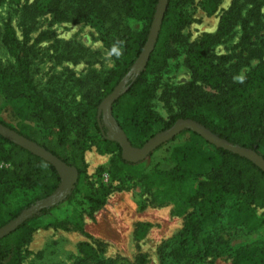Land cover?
Instances as JSON below:
<instances>
[{
    "label": "trees",
    "instance_id": "trees-1",
    "mask_svg": "<svg viewBox=\"0 0 264 264\" xmlns=\"http://www.w3.org/2000/svg\"><path fill=\"white\" fill-rule=\"evenodd\" d=\"M157 1L45 0L37 6L55 20L87 21L91 14L97 12L114 21L113 15L120 16L123 12L136 25L133 30L123 33L122 57L100 81L92 106L84 105L73 112L61 109L57 101L36 99L27 93L24 84H30V80L25 50L20 47L12 27L8 26L4 43L12 49H20L15 64L7 67L0 61V123L77 169V181L66 197L68 199L86 174L84 151L89 143L115 151V156L98 170L107 171L116 180L120 176H128L147 189L155 187L164 197L172 198L176 213L185 214L184 221L175 236L159 245L160 264H212L222 255L229 256L231 264H264V235L238 244L232 243L228 236L231 229L253 233L264 227V218L254 212L256 208H264V171L251 160L215 146L209 157V171L197 183L195 193L190 194L182 187L183 181L195 175V159L189 146L175 148L171 168H162L160 163H155L150 171L143 172V162L124 160L120 145L107 137L102 124L103 113H98L97 109L101 100L121 80L127 88L111 105L113 121L125 135L141 136L146 141L154 134L159 120L151 105L156 75L163 70L168 58L186 46L182 32L187 22L185 6L192 0H167L154 48L144 68L136 74L131 67L147 40ZM220 1L202 0L201 5L211 14ZM246 4L250 7L241 17ZM258 6V0H232L221 15L216 30L205 33L200 40L187 46L185 63L191 78L175 88L178 111L172 114L171 121L166 122L164 128L179 118L191 119L234 145L254 149L264 159V153L260 152L264 149V59L236 79L222 65L225 57H216L212 52L213 44L228 36L241 22L242 50L247 52L242 57H259L264 49V40L258 41L260 45L255 48L243 47L252 43L253 26L259 22ZM21 9L23 19L40 12L34 2L24 3ZM250 20L255 23L253 26H249ZM3 111L9 112L19 125L7 121ZM177 136L188 142L203 139L190 129H184L172 139ZM0 162L6 165L0 167L1 227L32 203L56 191L60 177L49 161L2 135ZM107 193L108 190L100 185L99 191L85 195L89 213L105 203ZM229 199L234 203L229 205ZM53 207H45L29 216L0 238V264H21L23 244L34 230L31 222ZM78 251L80 256L74 264H121L114 260L109 263L100 260L97 247L87 241L78 244Z\"/></svg>",
    "mask_w": 264,
    "mask_h": 264
},
{
    "label": "rangeland",
    "instance_id": "rangeland-1",
    "mask_svg": "<svg viewBox=\"0 0 264 264\" xmlns=\"http://www.w3.org/2000/svg\"><path fill=\"white\" fill-rule=\"evenodd\" d=\"M44 1L0 0V61L7 67L16 62L20 48L12 49L3 41L6 28L11 26L20 47L25 50L29 65L30 84H24L27 93L36 99L57 101L66 112L77 111L84 105L92 106L100 81L122 57L123 33L133 30L136 25L123 12L120 16L114 14V21L105 19L97 12L91 14L87 21L55 20L50 13L37 7ZM201 1L192 0L185 6L187 22L182 32L186 46L168 58L163 70L156 75V90L151 105L159 120L154 134L168 128H164L165 123L170 122L172 114L178 111L175 88L191 78L185 63L187 46L200 40L205 33L214 32L221 15L232 2L221 0L216 11L210 14L203 9ZM258 1L259 22L253 26L255 23L249 21V26H253L250 36L252 43L243 46L246 49L255 48L260 45L258 41L264 40V0ZM32 2L40 12L31 13L23 19L22 5ZM249 7V4L245 5L241 17ZM241 35V22H238L228 36L212 46L216 57H225L222 65L236 79L264 59V49L260 58L242 57L247 52L242 50ZM90 77L93 80H88ZM108 112L109 117L102 124L107 137L111 139L118 131L113 125L110 110ZM2 114L7 121L19 125L9 112L3 111ZM125 136L135 147L145 142L141 136ZM172 138L138 162H143V172L150 171L155 163H160L162 168H171L174 165L175 148L189 146L195 159V175L183 181L182 187L194 194L197 183L205 178L210 169L209 157L215 145L200 138L190 142L182 136ZM88 145L84 151L86 174L69 199L67 195L55 207L31 222L34 230L23 244L21 264H74L80 256L78 244L83 241L97 247L99 259L105 263L114 260L121 264H160L158 247L176 235L182 227L185 214L176 213L172 198L164 197L155 187L147 189L128 176L112 179L107 171L98 170L115 156V151L104 150L95 143ZM260 152L264 153V149H260ZM1 166L6 165L0 162ZM100 185L108 190L106 201L89 213L85 195L99 191ZM233 203V199L228 200L229 205ZM254 212L264 218V208H256ZM258 235H264V227L253 233H245L243 229H231L228 232L234 244ZM212 264H231V258L222 255L214 259Z\"/></svg>",
    "mask_w": 264,
    "mask_h": 264
},
{
    "label": "water",
    "instance_id": "water-1",
    "mask_svg": "<svg viewBox=\"0 0 264 264\" xmlns=\"http://www.w3.org/2000/svg\"><path fill=\"white\" fill-rule=\"evenodd\" d=\"M166 5L167 0L157 1L154 17L148 32L147 40L131 67V70L136 74H138L144 68L146 61L154 48L160 29V24L164 16V12L166 10ZM126 88L127 86H125L123 80H121L114 87V89L102 99L98 107V113L102 111L104 119H108V111L111 108V104L114 102V100L119 97V95H121L126 90ZM113 125L118 131V133L114 135L111 139H113L120 145L121 157L124 160L133 163L145 158L156 147H158L160 144L164 143L168 139L172 138L175 134L179 133L183 129H191L209 143L215 145L216 147H222L246 157L264 171V159L254 149L234 145L228 142L227 140L218 137L217 135L209 131L207 128H205L203 125L191 119H177L168 128L157 132L151 137H149L139 147L132 146L126 136L118 128L117 124L114 122ZM0 135L49 161L56 168L60 177V184L56 191H54L51 195L32 203L21 213H19L15 218L11 219L6 224L0 227L1 238L4 235L13 231L29 216L40 212L45 207H53L62 199H64L76 183L78 173L77 169L74 166L66 164L64 161L53 155L51 152L47 151L46 149L39 146L30 139L24 137L23 135L17 133L13 129L2 125L1 123Z\"/></svg>",
    "mask_w": 264,
    "mask_h": 264
},
{
    "label": "clouds",
    "instance_id": "clouds-1",
    "mask_svg": "<svg viewBox=\"0 0 264 264\" xmlns=\"http://www.w3.org/2000/svg\"><path fill=\"white\" fill-rule=\"evenodd\" d=\"M113 51H115V49Z\"/></svg>",
    "mask_w": 264,
    "mask_h": 264
}]
</instances>
